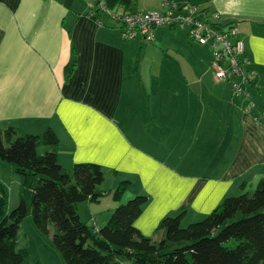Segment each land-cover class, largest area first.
I'll list each match as a JSON object with an SVG mask.
<instances>
[{"label": "crops", "instance_id": "1", "mask_svg": "<svg viewBox=\"0 0 264 264\" xmlns=\"http://www.w3.org/2000/svg\"><path fill=\"white\" fill-rule=\"evenodd\" d=\"M164 1L199 5L220 25H236L257 75L245 94L216 78L210 48L186 29L160 26L153 41H124L118 23L101 14L95 20L86 0H0V131L52 128L64 171L76 163L112 171L105 192L130 181L122 202L150 198L135 226L153 241L163 238L157 230L165 217L185 211V220L200 222L244 184L252 192L264 180V0H136L131 10L163 12ZM156 43L158 63L150 59ZM249 101L255 107L247 112ZM0 171L8 172L0 174L6 183L17 181L11 169ZM111 198L110 212L93 211L97 228L118 206Z\"/></svg>", "mask_w": 264, "mask_h": 264}, {"label": "trees", "instance_id": "2", "mask_svg": "<svg viewBox=\"0 0 264 264\" xmlns=\"http://www.w3.org/2000/svg\"><path fill=\"white\" fill-rule=\"evenodd\" d=\"M105 2L110 9L121 5L132 11L136 0ZM75 66L74 60L66 68L65 82ZM59 146L52 128L42 135L22 134L13 126L0 131V161L20 178L19 203L13 210L10 186L0 178V264H43L28 262L20 239L28 216L42 236L53 226L52 245L65 264H264V180L253 192L244 184L243 193L225 198L202 221L187 227L185 211L165 217L157 230L164 236L153 241L135 226L150 198L137 195L123 203L130 181L114 191H100L105 171L94 163H76L64 171ZM105 195H112L118 206L105 226H89L80 217L79 204L100 203Z\"/></svg>", "mask_w": 264, "mask_h": 264}, {"label": "built area", "instance_id": "3", "mask_svg": "<svg viewBox=\"0 0 264 264\" xmlns=\"http://www.w3.org/2000/svg\"><path fill=\"white\" fill-rule=\"evenodd\" d=\"M86 1L93 9L90 14L92 17L106 12L118 23L124 41H132L138 37L153 41L155 28L160 26L186 29L192 41L210 48L213 57L211 69L218 80L231 82L235 94H245L246 86L253 84L257 78L256 73L248 68V61L244 57V42L236 39V25L218 26L217 13H207L205 9L192 3L178 6L164 1L166 9L163 12H132L121 5L110 9L105 0ZM254 107V102H249L247 110L251 111Z\"/></svg>", "mask_w": 264, "mask_h": 264}, {"label": "rangeland", "instance_id": "4", "mask_svg": "<svg viewBox=\"0 0 264 264\" xmlns=\"http://www.w3.org/2000/svg\"><path fill=\"white\" fill-rule=\"evenodd\" d=\"M100 14H101V17L103 19H105V20L106 19L107 20L111 19L106 12H102ZM111 21H113V20L111 19ZM178 31L180 32L181 30H178ZM182 34H183V36L185 38V34L184 33H182ZM190 40H191V38H190ZM152 44H154V43H152ZM184 48L186 49V47H184ZM162 53H163L162 52V47H160L158 45V43H156V45H153V47L151 49L150 59H152L153 62H157L158 63V61L161 59ZM157 63H154V64H157ZM40 149L44 150V149H46V147L44 145H41ZM0 165H2L3 167H6V169H10L9 165L4 164L1 161H0ZM105 173L106 174H109V173L111 174L112 171H105ZM0 174H2V176H4L5 178L9 177V174H8L7 171L2 172ZM13 175H14L15 179H17V181H19L18 180V179H20L19 176H17L15 173H13ZM17 181H15L13 179V183L11 185H10V181L7 182L8 185L10 186L9 208L11 210L15 209L18 206V203H19V188H18L19 183ZM102 186H100L98 189H101ZM110 188H112V187H110V185H107V189L109 190ZM108 196L109 195L102 197L101 202H100L101 204H95L94 203L91 209L84 208V203L79 204V214H80V217H81L82 221L86 222L89 226H93L94 222L92 221V217L93 216L94 217L98 216L97 214H95L96 212H93V211H96V210L99 211L100 210L102 215L103 214L105 215V213L110 212L112 210V208H113L112 207L113 206V204H112L113 202H111L112 201V198H111L112 195L109 198L105 199ZM134 196L136 197L137 195H134ZM133 198L134 197L128 199V196H127V197H125V201L123 203H126V202H128L129 200H131ZM111 215H112V213H111ZM184 221L185 222L183 224V227H187L189 224H191L188 220H184ZM97 224L101 225V219L100 218H99V220H97ZM104 224L105 223H103L102 226H105ZM50 227H51L50 230L53 231V226H50ZM20 236H21L20 239H21L22 243L28 248V250L30 252H32L33 255L42 256V258H44V260H46L45 264H58V263L62 264V259H61V256H60L59 252L52 245V236H49V235L48 236H42L36 230V228H35V226L33 224L32 218L30 216H28L22 222L21 227H20ZM43 249H45L44 252H42ZM44 253H48V257L47 258L44 255ZM31 257H33V256L31 255L28 258V262H35L36 260H39V259H35L33 257V261H32ZM55 261H57V262H55Z\"/></svg>", "mask_w": 264, "mask_h": 264}, {"label": "bare ground", "instance_id": "5", "mask_svg": "<svg viewBox=\"0 0 264 264\" xmlns=\"http://www.w3.org/2000/svg\"><path fill=\"white\" fill-rule=\"evenodd\" d=\"M232 25V24H231ZM240 40V39H239Z\"/></svg>", "mask_w": 264, "mask_h": 264}]
</instances>
